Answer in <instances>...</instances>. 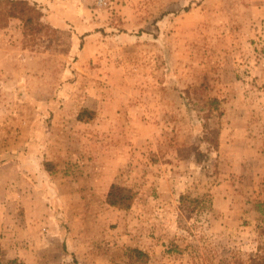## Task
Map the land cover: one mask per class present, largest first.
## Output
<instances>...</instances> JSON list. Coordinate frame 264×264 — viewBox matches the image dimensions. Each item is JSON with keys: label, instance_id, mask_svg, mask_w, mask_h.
I'll use <instances>...</instances> for the list:
<instances>
[{"label": "rangeland", "instance_id": "rangeland-1", "mask_svg": "<svg viewBox=\"0 0 264 264\" xmlns=\"http://www.w3.org/2000/svg\"><path fill=\"white\" fill-rule=\"evenodd\" d=\"M37 5L33 49L0 27V241L24 211L39 235L18 264L264 263V0Z\"/></svg>", "mask_w": 264, "mask_h": 264}, {"label": "trees", "instance_id": "trees-1", "mask_svg": "<svg viewBox=\"0 0 264 264\" xmlns=\"http://www.w3.org/2000/svg\"><path fill=\"white\" fill-rule=\"evenodd\" d=\"M43 16V12L35 2L29 0H0V22H3L0 23V27L6 26L11 18L21 20L24 23V49L31 50L37 44L36 41L41 32L40 27L42 26L41 20ZM78 118L82 120L83 115H79ZM132 202L133 196L131 194L126 193L117 183L112 185L111 190L107 194V203L110 206L119 209H129L132 206ZM256 210L264 214V202L257 203ZM135 252L142 257L146 256L142 251ZM2 264H18V260L5 259V263Z\"/></svg>", "mask_w": 264, "mask_h": 264}, {"label": "crops", "instance_id": "crops-1", "mask_svg": "<svg viewBox=\"0 0 264 264\" xmlns=\"http://www.w3.org/2000/svg\"><path fill=\"white\" fill-rule=\"evenodd\" d=\"M32 2L38 3L41 6L50 7L57 4V0H30ZM32 211V209H31ZM37 217V214L32 212L24 211L23 215L20 218L19 226L17 227V231L15 232V239L13 238V242L8 244L9 246L4 245L5 241L1 240L0 244L2 246V250H6V258L7 259H19L23 258L25 262H31L33 260L34 252L36 249V243H38V231L37 228L34 227L36 223L33 219V216ZM6 234V233H5ZM7 236V234H6ZM6 240H8L6 238ZM3 242V243H2ZM9 248V249H8ZM8 250V251H7ZM12 251V252H11ZM13 253V255H11Z\"/></svg>", "mask_w": 264, "mask_h": 264}]
</instances>
